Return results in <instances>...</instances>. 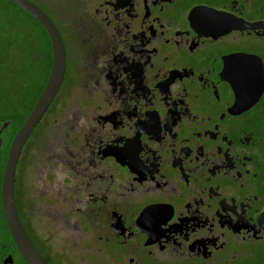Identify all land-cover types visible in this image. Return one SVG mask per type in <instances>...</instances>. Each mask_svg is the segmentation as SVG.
Instances as JSON below:
<instances>
[{
    "label": "flooded vegetation",
    "instance_id": "1",
    "mask_svg": "<svg viewBox=\"0 0 264 264\" xmlns=\"http://www.w3.org/2000/svg\"><path fill=\"white\" fill-rule=\"evenodd\" d=\"M3 1L40 30L34 96L0 118V264H28L2 177L53 47ZM27 1L64 51L14 173L18 218L45 261L264 264V0Z\"/></svg>",
    "mask_w": 264,
    "mask_h": 264
},
{
    "label": "water",
    "instance_id": "2",
    "mask_svg": "<svg viewBox=\"0 0 264 264\" xmlns=\"http://www.w3.org/2000/svg\"><path fill=\"white\" fill-rule=\"evenodd\" d=\"M20 7L22 10L30 14L40 24H42L50 37L53 47V60L51 71L48 76L47 83L39 95L33 109L29 116L18 129L15 134L9 149V155L5 164L3 177H2V207L4 216L12 233V236L16 242L17 247L20 250L21 255L28 264H48L45 259L40 255L32 242L27 237L20 220L18 218L14 196V173L15 167L20 155L21 149L26 142L33 127L36 125L42 114L48 108L58 86L60 85L63 73H64V51L59 35L46 17V15L34 4L27 0H9Z\"/></svg>",
    "mask_w": 264,
    "mask_h": 264
},
{
    "label": "rangeland",
    "instance_id": "3",
    "mask_svg": "<svg viewBox=\"0 0 264 264\" xmlns=\"http://www.w3.org/2000/svg\"><path fill=\"white\" fill-rule=\"evenodd\" d=\"M39 35V26L32 18L17 7L0 0V118L6 117L12 107L21 115L24 112L21 103L30 101L34 96L39 80L37 73L33 72L37 68L31 63L30 44L37 46L38 50ZM9 59L14 64L13 78L8 69ZM22 79H26L29 85L27 89L17 84Z\"/></svg>",
    "mask_w": 264,
    "mask_h": 264
}]
</instances>
